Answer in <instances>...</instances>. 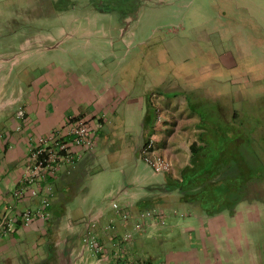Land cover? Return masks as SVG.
Segmentation results:
<instances>
[{
	"label": "crops",
	"instance_id": "1",
	"mask_svg": "<svg viewBox=\"0 0 264 264\" xmlns=\"http://www.w3.org/2000/svg\"><path fill=\"white\" fill-rule=\"evenodd\" d=\"M174 1L140 0L124 14L114 13L113 5L104 11L96 6L61 8L51 4L54 15H86L61 23L55 20L53 25L48 21L44 28L23 21L22 29L35 27L37 32H26L19 39L18 26L10 27L8 40L0 33V44L8 41L0 51V219L7 215L14 222L12 229L0 230V264H117L121 259L146 257L143 243L161 241L168 233L171 240L165 239L169 248L161 249L162 264H223L226 261L220 257L204 263L176 258L170 250L177 232H187L197 241V232H207L212 243L209 253L217 254L228 251L232 232H236L234 240L246 232L245 220L251 218L241 206L248 201L210 216L188 204L157 206L162 200L178 202L177 192L166 189V179L189 165V148L196 138L197 120L185 118L186 111L191 112L180 98L195 93L211 100L202 93L210 92L222 78L223 83L228 79L233 94L234 87L242 84L241 78L253 76L255 69L250 70L247 62L264 55V37L242 19L243 7L237 0H230V5L220 0L212 18L188 21L187 27L180 22L159 32L160 25L141 20L147 10L176 18L179 11L171 6ZM187 9L180 10L183 20ZM80 17L87 19L84 26L71 27ZM49 24L65 35L51 37ZM156 35L159 46L155 48L157 43L152 40ZM185 43L188 49L179 59L178 46ZM193 55L209 62L200 65L196 75L179 74L176 65L161 71L162 60L188 61ZM69 119L89 124L92 145L69 144L73 161L63 162L53 176L40 181L37 197L24 191L17 198L15 193L24 187L30 150L41 137L62 132ZM151 138L158 152L171 161L170 174L155 173L143 161L141 148ZM64 139L70 142V138ZM46 184L51 185L50 194ZM46 196L48 218L23 226L21 214L36 209ZM112 204L119 209L114 210ZM149 210L162 212L165 224L146 221L143 233L122 245L123 234L132 229L139 214ZM124 215L129 217L123 220ZM87 232L95 234L100 253L84 248ZM194 250L187 247L184 254L189 257Z\"/></svg>",
	"mask_w": 264,
	"mask_h": 264
},
{
	"label": "rangeland",
	"instance_id": "2",
	"mask_svg": "<svg viewBox=\"0 0 264 264\" xmlns=\"http://www.w3.org/2000/svg\"><path fill=\"white\" fill-rule=\"evenodd\" d=\"M92 1V4L95 5L98 0ZM136 1L138 3L140 0H114V2H112L113 8L110 9H113L115 11L114 13L118 14L129 13L133 10L134 4L135 6H137ZM166 1L168 3L169 0ZM217 1L218 0H176L172 2L171 5L174 7V10L179 11V14L176 16V18L173 16L171 17L169 13L161 14L157 13L156 11L147 10L142 13L141 20L146 21L147 23H156L160 25L161 27L158 28L159 32L163 31L166 28H175V26H178L180 22H183V25L187 27L188 21L198 22L203 16L212 18L213 11L217 10L219 8L218 6L220 5V0L218 2ZM226 1V4L230 5V0ZM234 1L235 0H231V3H233ZM237 2L240 6L243 7V10H241L240 14V16H242V19H245L249 23H252L257 34H259L260 36L263 35L264 37V0H237ZM88 3L89 1L87 0H0V33L2 34L4 40H8L7 35L8 33H10V27L18 26V30L16 29L18 31V35L16 38H22L24 37L26 32L28 34L30 32H37L35 27L28 30L22 29L20 26L23 25V21L29 20L33 22V26L42 25L44 28L48 21L52 23L51 25H53L55 23V20H59L61 23L62 21L73 19L74 17L86 15L85 13L81 12L59 14L60 16L56 14L54 15L51 4H55L63 8L71 4L82 6L87 5ZM107 8L109 9V7ZM186 8H188L187 10L189 11V13L184 14L186 18L183 20L182 18H180V10H186ZM200 12H203V14H201ZM55 16H58V18L56 19ZM229 17L231 18L233 16L229 15L228 18ZM76 21V23L70 26H84L87 19L80 17V19H77ZM51 25L49 24V33L51 37L60 38L65 35L64 33H61V30L59 32L57 29L52 28ZM11 31H15V29H12ZM66 31L67 33L69 32L68 29H66ZM79 31L80 30H78V32ZM159 35H156V38L152 40V42L157 43L155 48L157 47V45L159 46ZM78 36H81V33ZM5 42L8 43V41ZM5 42H3L4 46L6 45ZM3 43L0 44V51L3 50ZM178 47L179 49H181L179 50L181 53H178L179 51H177V56L180 59V57L184 56L183 54L186 53L188 47L186 43L184 46ZM158 49L159 47L157 48L156 56H159ZM182 49L184 51H182ZM7 54L8 53H5L4 56ZM160 55L161 57H165L162 53ZM0 56H2L1 52ZM199 57V55H193V58L189 59L188 61L180 62L162 60L161 71L168 72L171 67L175 69L176 65L177 69L180 68V70L178 71L179 74H184L185 76H192V74L196 75L195 72L199 69L200 65L206 62L201 61ZM262 58L264 59V55L259 54L256 56L257 60H255L254 62H247L250 70L255 69L253 76L248 78H241L240 81L242 82V84H238L236 85V87H234L235 92L233 94L229 92L231 84L228 82V79L225 83H223L224 78H222L220 82L216 83L214 87L211 86V88L209 89L211 90L210 92L206 91L202 93V96L208 99H217L219 102H221L220 100H222L225 102V104H229L231 110H235V108H242L239 111L240 113H248L249 115H252L254 117L253 120L248 118L247 121L248 123H250V126H248V124L246 125L251 128L256 127V129H258V133L262 132L264 134V73L263 75H260L262 74V72H264V61H262ZM205 64L207 65L209 64V62ZM156 71H158V68L156 69ZM230 80L235 81L234 78H230ZM245 83L247 84L246 87H244ZM208 88L209 87H207V89ZM180 100L183 102V105L185 101L186 106H184V108L186 110V98L181 97ZM250 104H252V108L248 107ZM253 108H255L256 110H254ZM257 112L259 113V116L256 115ZM186 113L187 117L185 118L191 117L197 120L195 115L188 113L187 111ZM258 143L263 142L260 141ZM262 149L264 150V148ZM255 150L256 149H249V153H253L254 156L252 157L256 159L254 161L257 162V164L255 165L256 168L254 170V175L252 176L254 180H256L254 183H257L254 184V188L249 193L250 199L247 200L249 204L241 206L245 209L243 213L249 215V217L251 218L250 220H245L248 221L245 222V224L247 223V229L245 230L246 232H240L241 234L236 238V240H234L233 238L236 232H232L230 240H228L226 244L228 245L227 247H229L228 251H226L225 253L219 252L218 254L212 253L213 250L209 253L212 243L208 242L207 240V232H195V235L199 241L196 240L195 236L190 235L187 232H183L182 234H179V232H177V236L175 239L176 241L171 247V249H173L170 250L171 252L176 253V258H179V260H181L182 262L190 260L193 262L204 263L208 259L213 260V258L220 257V259L226 261L223 262V264H264V151H261L259 149H257V151ZM257 152L258 154H255ZM229 183L240 186L241 188L246 183V176H243L242 174V176L229 180ZM244 190L245 189H241L239 197L246 192V190L245 192ZM243 213L242 216L245 219ZM203 227L204 226L201 225V228ZM228 234H230V232H228ZM159 239H161V241L150 240L143 243L142 247L144 246L143 250L145 251V254L150 256H159L164 254V252H161V249L163 250L168 247V244H166L167 242L165 241L167 239L171 240L170 234L168 233V237L166 238L160 237ZM223 239L225 238L223 237ZM195 240L198 242V244L195 243ZM187 247L188 249H195L189 257V254H184Z\"/></svg>",
	"mask_w": 264,
	"mask_h": 264
},
{
	"label": "trees",
	"instance_id": "3",
	"mask_svg": "<svg viewBox=\"0 0 264 264\" xmlns=\"http://www.w3.org/2000/svg\"><path fill=\"white\" fill-rule=\"evenodd\" d=\"M184 95L189 111L197 118L196 138L189 148V165L175 177L166 179V189L177 192L178 202L162 200L157 206L170 204L174 208L178 203L188 204L198 207L208 216L229 211L250 199L249 193L257 183L252 177L257 162L249 149L264 151V134L258 133L256 127H248L250 123L247 120H253L252 115L231 110L229 104L224 105L222 100H205L193 93ZM260 141L263 143H258ZM242 174L246 176V183L241 188L229 183ZM241 189L246 192L244 190L245 193L239 197ZM122 245L127 246L123 242ZM159 257L161 255L121 259L117 264H162L163 257Z\"/></svg>",
	"mask_w": 264,
	"mask_h": 264
},
{
	"label": "built area",
	"instance_id": "4",
	"mask_svg": "<svg viewBox=\"0 0 264 264\" xmlns=\"http://www.w3.org/2000/svg\"><path fill=\"white\" fill-rule=\"evenodd\" d=\"M160 121V117H158ZM64 137L70 138V142H67ZM69 144L77 146L92 145L91 140V128L89 124L82 119H69L66 125L62 129V132L51 133L44 137H41L37 146L30 150L28 155V166L26 174L23 180L24 187L18 190L15 195L17 198H21L24 195V191L31 197L38 196L37 185L44 178L53 176L56 169L65 161L72 162L73 157L69 153ZM141 155L143 161L149 166L152 171L158 174H170L173 169L171 161L161 155L156 146L153 138L149 139L141 148ZM51 185L46 184L45 190L48 194L51 193ZM50 202L49 197H43L40 199L39 205L34 210H26L20 216V221L23 226H28L36 219L44 220L48 218ZM114 210H118L117 204H112ZM129 216L124 215L123 220H126ZM132 229L125 232L121 241L125 244L133 242L135 237L142 234L145 229L146 221L157 220V224L163 226L164 216L162 212L158 210L145 211L137 216ZM13 219L9 216H3L0 219V230L12 229ZM94 228V224L91 225ZM112 224H109V230H113ZM84 248L94 254H98L101 251L95 234L93 232H87L83 239Z\"/></svg>",
	"mask_w": 264,
	"mask_h": 264
},
{
	"label": "flooded vegetation",
	"instance_id": "5",
	"mask_svg": "<svg viewBox=\"0 0 264 264\" xmlns=\"http://www.w3.org/2000/svg\"><path fill=\"white\" fill-rule=\"evenodd\" d=\"M87 1H89V3L87 4L88 6H93V7H99L100 9H102V10H106V9H108L107 7H109L110 5H113V3L112 2H114V0H112V1H109V0H98L97 2H96V4L94 5V4H92V0H87ZM116 1V0H115ZM104 3H106V4H104ZM136 3H137V1H136ZM79 6H81V5H79ZM83 6H85V5H83ZM109 10V9H108Z\"/></svg>",
	"mask_w": 264,
	"mask_h": 264
}]
</instances>
